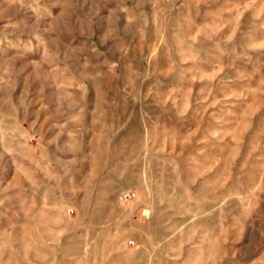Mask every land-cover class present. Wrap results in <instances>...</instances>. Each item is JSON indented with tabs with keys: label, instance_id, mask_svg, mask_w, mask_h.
Returning a JSON list of instances; mask_svg holds the SVG:
<instances>
[{
	"label": "rangeland",
	"instance_id": "374dc122",
	"mask_svg": "<svg viewBox=\"0 0 264 264\" xmlns=\"http://www.w3.org/2000/svg\"><path fill=\"white\" fill-rule=\"evenodd\" d=\"M0 264H264V0H0Z\"/></svg>",
	"mask_w": 264,
	"mask_h": 264
},
{
	"label": "built area",
	"instance_id": "2783aa9c",
	"mask_svg": "<svg viewBox=\"0 0 264 264\" xmlns=\"http://www.w3.org/2000/svg\"><path fill=\"white\" fill-rule=\"evenodd\" d=\"M132 194L127 192V193H124L122 196H121V199L124 201V202H127L129 201L131 198H132Z\"/></svg>",
	"mask_w": 264,
	"mask_h": 264
}]
</instances>
